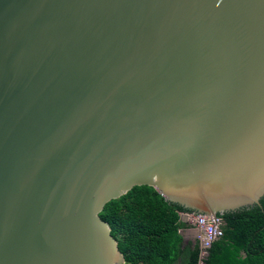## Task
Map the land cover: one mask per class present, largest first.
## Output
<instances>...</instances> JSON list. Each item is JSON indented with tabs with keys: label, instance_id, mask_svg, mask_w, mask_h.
Masks as SVG:
<instances>
[{
	"label": "water",
	"instance_id": "1",
	"mask_svg": "<svg viewBox=\"0 0 264 264\" xmlns=\"http://www.w3.org/2000/svg\"><path fill=\"white\" fill-rule=\"evenodd\" d=\"M140 186L260 206L264 0H0V264H124Z\"/></svg>",
	"mask_w": 264,
	"mask_h": 264
},
{
	"label": "trees",
	"instance_id": "2",
	"mask_svg": "<svg viewBox=\"0 0 264 264\" xmlns=\"http://www.w3.org/2000/svg\"><path fill=\"white\" fill-rule=\"evenodd\" d=\"M190 210L169 204L154 188L134 187L100 213L116 240L124 264H264V197L260 206L219 215L222 236L200 259V242L186 240L181 220ZM201 261V263H200Z\"/></svg>",
	"mask_w": 264,
	"mask_h": 264
},
{
	"label": "built area",
	"instance_id": "3",
	"mask_svg": "<svg viewBox=\"0 0 264 264\" xmlns=\"http://www.w3.org/2000/svg\"><path fill=\"white\" fill-rule=\"evenodd\" d=\"M187 218L192 221L194 228L200 232L197 240L200 242V259L202 261L206 256V250L215 240L222 236L220 229L222 221L219 217L213 218L211 216L195 214H187Z\"/></svg>",
	"mask_w": 264,
	"mask_h": 264
},
{
	"label": "rangeland",
	"instance_id": "4",
	"mask_svg": "<svg viewBox=\"0 0 264 264\" xmlns=\"http://www.w3.org/2000/svg\"><path fill=\"white\" fill-rule=\"evenodd\" d=\"M187 221L190 224L191 228H189L187 230H183V231H181V233H182L183 238L185 240H193V239H195L196 231H195V228L192 224V221L190 219H188Z\"/></svg>",
	"mask_w": 264,
	"mask_h": 264
},
{
	"label": "crops",
	"instance_id": "5",
	"mask_svg": "<svg viewBox=\"0 0 264 264\" xmlns=\"http://www.w3.org/2000/svg\"><path fill=\"white\" fill-rule=\"evenodd\" d=\"M181 220H182V221H187V220H188V218H187V216H186V215L182 214V215H181Z\"/></svg>",
	"mask_w": 264,
	"mask_h": 264
}]
</instances>
